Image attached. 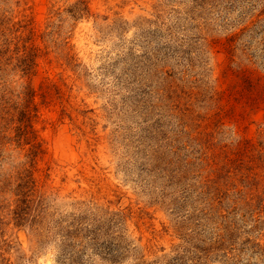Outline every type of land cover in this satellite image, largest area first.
<instances>
[{
    "label": "rangeland",
    "instance_id": "1",
    "mask_svg": "<svg viewBox=\"0 0 264 264\" xmlns=\"http://www.w3.org/2000/svg\"><path fill=\"white\" fill-rule=\"evenodd\" d=\"M0 264H264V0H0Z\"/></svg>",
    "mask_w": 264,
    "mask_h": 264
}]
</instances>
